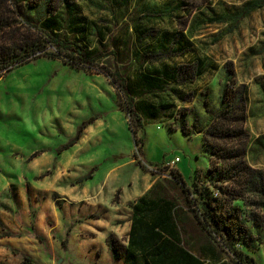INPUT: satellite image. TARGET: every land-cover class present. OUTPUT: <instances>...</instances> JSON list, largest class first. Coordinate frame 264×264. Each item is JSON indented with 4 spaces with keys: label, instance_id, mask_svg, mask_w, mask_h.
Here are the masks:
<instances>
[{
    "label": "trees",
    "instance_id": "trees-1",
    "mask_svg": "<svg viewBox=\"0 0 264 264\" xmlns=\"http://www.w3.org/2000/svg\"><path fill=\"white\" fill-rule=\"evenodd\" d=\"M78 1L87 0H0V79L30 63L35 56L62 57L66 65L103 74L116 87L129 115L138 151L141 152L144 143L141 134L146 120L154 121L162 114L167 117L164 120L175 124L170 127L172 130H179L188 138L201 134L202 153L208 157L209 169L198 173L189 187L175 173L173 176L185 186L182 191L202 231L227 255L222 264H258L251 254L264 248V170L254 169L247 157L248 87L237 83L230 63L222 71L217 96L212 86L187 94H181L177 88L196 84L199 77L214 67L206 59L196 60L197 57L188 64H174L178 57L192 52L182 33L184 28L192 27L187 25L189 18L199 9L210 8L212 0H163V4L152 0L130 3L113 0L120 11L113 12L110 8L111 19L119 22V17L122 18L118 26L114 23L116 27L111 23L96 26L78 10ZM262 9L264 0H250L235 11L209 16L204 22L226 25L223 38ZM200 12L205 16L204 11ZM160 21L181 27L169 33L149 25ZM113 26L121 31L112 37ZM108 48L110 53H105ZM105 56L121 64L109 65L108 61V67L100 68L99 62ZM165 57H172V62H165ZM153 96H157V103ZM175 99L193 106L179 108ZM90 123L85 122L79 128L71 146L82 138ZM165 169L170 168L168 165L157 168ZM89 178L90 175L83 180ZM53 197L61 209L58 196ZM108 244L117 260L121 256L119 241L110 236ZM149 256L158 264L172 261V255L160 249ZM176 258L181 264H202L186 252ZM152 262L147 260L145 264ZM21 264L33 263L26 258Z\"/></svg>",
    "mask_w": 264,
    "mask_h": 264
},
{
    "label": "crops",
    "instance_id": "crops-1",
    "mask_svg": "<svg viewBox=\"0 0 264 264\" xmlns=\"http://www.w3.org/2000/svg\"><path fill=\"white\" fill-rule=\"evenodd\" d=\"M184 58L187 63L195 60L192 55ZM259 86L263 92L260 100L264 102V86ZM177 88L181 94L198 89L196 84ZM11 104H14L9 107L11 116L16 115L20 119L25 113L31 114L25 105H15L14 100ZM175 104L179 108L193 105L179 99H175ZM253 113L248 87L245 123L249 134L248 162L249 157L264 151V133L251 136L252 131L247 129L250 118L256 117ZM263 116L264 111L259 118ZM159 123L169 125L172 121L162 120ZM48 124L40 125L32 133L30 128L23 130L22 125L10 123L14 136L8 142L7 155L1 141V264H21L26 258L32 261L33 248L37 245L32 238V199L34 197L35 202H41L38 198L42 194H48L49 200L39 209L38 224L44 228L45 231L40 233L50 240V252L53 254L42 264H145L147 260L152 262L149 255L158 253V249L172 255L169 264H181L176 257L185 252L191 255L192 260H199L202 264H222L225 261L227 255L202 231L191 213L182 191L183 187L189 186L183 179V171L178 170L176 165L164 171L144 168L141 166L143 161L137 160L134 154L131 159L117 166H108L101 173L98 167L81 165L69 171L70 163L65 161L68 152L57 155L52 140H61V134H58L56 126ZM90 124L88 129L86 127L90 135L84 132L82 143L94 137L93 124ZM18 133L27 135V140L16 136ZM53 169L54 173H51ZM174 173L185 182V186L175 180ZM86 175L90 178L83 180ZM55 194L63 202H60L61 209L56 206L55 200L52 201ZM47 213L52 214L59 231L44 227ZM110 236L121 245V256L117 260L108 244ZM59 237L63 241L60 242ZM38 246L43 248L40 243ZM127 255L136 260L128 259Z\"/></svg>",
    "mask_w": 264,
    "mask_h": 264
},
{
    "label": "rangeland",
    "instance_id": "rangeland-1",
    "mask_svg": "<svg viewBox=\"0 0 264 264\" xmlns=\"http://www.w3.org/2000/svg\"><path fill=\"white\" fill-rule=\"evenodd\" d=\"M152 1L157 4L164 2L163 0ZM248 1L250 0H212L210 8L199 9L191 15L189 18L191 20L187 25L191 24L192 27L184 28L186 30L182 33L186 35L189 49L192 51L188 54L194 59L197 57L196 60L206 59L214 66L211 72L197 79V92L208 85L207 87L212 86L215 92L213 94L217 96L222 71L225 65L230 63L233 65L237 83L248 85L252 113L254 112L256 117L250 118L247 129L249 132L252 131L250 134L254 136L264 133V116L259 118L264 111V102L260 100L263 92L259 86V84L264 86V9L253 13L237 29L223 38L221 36L227 29L226 25L204 22L209 16L216 17L235 11ZM117 2L121 3L122 0H117ZM130 2L134 0H129L128 3ZM76 5L83 16L98 27H103L107 23L114 25L117 22L111 19L110 8L113 12L120 11L113 0L108 2L106 0L78 1ZM200 10L204 11L207 17L203 16ZM198 15L200 18L197 17ZM120 18L117 26L122 20ZM149 25L169 33H175L181 27L179 24L175 27L169 22L162 21L159 24L156 22ZM114 26L112 37L119 35L121 31L119 27ZM110 50L108 48L105 53H110ZM41 55L33 57L30 63L14 69L5 78L0 79V149H2V141L5 155L9 152L8 142H11L10 138L14 136L10 123H18L22 125L23 130L30 128L32 133H35V129L38 130L40 125L44 126L50 122L51 125L57 127L58 134H61V140L52 138L56 154L68 152L65 161L70 163L69 171L81 165L98 167L101 173L108 166H117L131 159L134 154L137 160L143 161L141 166L152 169L167 166L178 158L180 163L176 167L183 171V179L188 186H191L198 173L203 174L207 171L210 164L208 157L202 153L203 137L201 134L194 135L195 137L190 139L181 131L172 130L170 127L173 128L175 124L159 123L167 118L162 114L154 121L146 120L145 130L141 134L144 143L140 152L130 129V118L122 98L107 77L95 70L66 65L67 61L62 57L52 59ZM108 56L99 62L100 68L106 67L108 61H111L109 65L111 63L117 66L121 64L119 60L113 61V57ZM167 58L163 60L172 62V57ZM186 61L187 59L181 56L180 59L178 57L175 60L174 64L177 66L188 64ZM155 63L157 65L158 62ZM164 97L168 99V96L163 95ZM152 98L157 103V96ZM13 100L15 105H25L31 114L25 113L20 119H17L16 115L11 116L9 107L14 105L11 104ZM160 100L158 98V102H162ZM85 122L93 124L92 136L94 137H87L88 141L83 143L81 138L71 146V141L76 138L79 128ZM87 129L84 132L89 136L90 132ZM16 136L27 140V135L18 133ZM249 162L253 168L264 169V151L256 153L254 157H249ZM50 172L54 173V169ZM99 176L98 174L97 178ZM48 196V194H42L38 198L42 203L35 202L34 197L32 199V238L37 241L32 252L33 264H42L53 255L50 252L52 247L50 240L40 233L45 230L38 224L39 209L49 200ZM53 198L52 201H54ZM59 198L58 201L63 203ZM46 216L44 227L54 228V232L59 231L52 214L47 213ZM58 240L63 241L60 237ZM38 243L43 245V248L38 246ZM251 255L257 258L258 264H264V248L255 255Z\"/></svg>",
    "mask_w": 264,
    "mask_h": 264
},
{
    "label": "built area",
    "instance_id": "built-area-1",
    "mask_svg": "<svg viewBox=\"0 0 264 264\" xmlns=\"http://www.w3.org/2000/svg\"><path fill=\"white\" fill-rule=\"evenodd\" d=\"M180 162V160L177 158L170 164H168L169 168H173L175 165H177Z\"/></svg>",
    "mask_w": 264,
    "mask_h": 264
}]
</instances>
